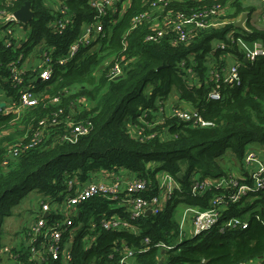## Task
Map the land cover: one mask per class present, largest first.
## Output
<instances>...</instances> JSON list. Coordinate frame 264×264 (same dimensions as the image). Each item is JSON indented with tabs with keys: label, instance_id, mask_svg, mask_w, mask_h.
<instances>
[{
	"label": "trees",
	"instance_id": "16d2710c",
	"mask_svg": "<svg viewBox=\"0 0 264 264\" xmlns=\"http://www.w3.org/2000/svg\"><path fill=\"white\" fill-rule=\"evenodd\" d=\"M148 1L133 0L126 15L112 31L107 30L108 37L93 54L89 53V48H82L68 65L55 66L50 81H36L34 90L40 94L38 106L19 119L14 114H0V246L5 219L12 216L13 209L31 192L60 202L64 199L61 194L66 192L67 182L75 178L87 182L99 173L124 170L139 179L152 181L155 189L158 172H168L175 178L182 173L183 179H178L182 190L172 193L160 215L142 216L132 221L140 229V235L130 231L102 232L97 243L88 248L81 241L85 232H81L71 263L121 264L123 248L127 246L136 252L132 264H158L161 251L154 244L171 243L180 231L176 206L185 204L207 209L214 195L215 191H208L202 197L191 195V176L197 175L201 180L224 176L226 170L220 166L221 158L230 154L242 164L248 147L264 148V56L245 62V55L234 46L226 50L212 49L214 41H226L227 33L235 28L233 24L206 30L188 46H173L168 39L148 43L145 39L151 32L149 25L128 32L132 18L147 9ZM28 2L34 19L23 25L27 30L25 39L16 41L0 35V94H4L0 102H8L10 98L17 101L18 90L11 80L14 62L21 61L18 65L21 67L41 44H45V50L55 58L65 56L81 26L93 17L88 0H69L67 6L76 15L75 25L59 34L50 28L56 12L45 0H0V12L15 13ZM216 4L232 8L230 18L255 11L246 0L172 2L170 9L190 13ZM257 30L246 38L264 40V31ZM226 54L242 64L241 84L222 85V98L213 100L209 94L214 83L209 81L208 75L210 70L226 66L223 59ZM116 62L122 64L124 74L110 80L107 72ZM30 74L28 71L27 77ZM173 95H177V99L173 98L175 102L170 104ZM55 98L60 99L59 104L53 103ZM84 98L90 104L88 109L80 103ZM158 99L167 100V105L159 107ZM183 104L189 108L185 110L196 111L213 126L204 128L170 117V112L163 115L161 111L163 108L166 112L168 105L182 109ZM72 108L78 113L77 120L90 123V133L76 143L62 142L60 139L66 129L64 120L72 114ZM159 112L161 118L157 117ZM55 113H59L56 118L60 124L46 130V139L21 151L4 167L9 149L22 139L24 146L31 144L34 134L43 128L39 123L48 118L50 126ZM155 192L138 196L148 197ZM247 199L230 205L211 232L185 240L179 251L169 253L167 263L264 264V192L253 195L250 207L242 209ZM113 205L102 197L82 203L76 224L83 222L87 226L92 220L99 221L102 215L126 216L123 209ZM238 217L248 218L247 229L220 231L226 221ZM146 238L151 240L152 247L140 253ZM13 253L19 256L17 264H62L49 256L44 263L31 261L25 248Z\"/></svg>",
	"mask_w": 264,
	"mask_h": 264
},
{
	"label": "built area",
	"instance_id": "2783aa9c",
	"mask_svg": "<svg viewBox=\"0 0 264 264\" xmlns=\"http://www.w3.org/2000/svg\"><path fill=\"white\" fill-rule=\"evenodd\" d=\"M51 4H48V2ZM69 0H45L46 4L51 6L56 12V19L50 24V28L54 32L63 34L75 25V14L68 8ZM196 2L203 3L206 1L216 2L218 0H149L147 9L132 18L131 32L140 26L149 25L151 32L147 35L145 41L148 43H160L164 39H168L173 46H188L202 32L206 30L222 29L228 25H234L240 20L238 18H230L231 10L228 5L225 8L221 4L211 6L209 9L200 7L192 10L190 13L175 12L171 8L172 2ZM252 6H257L260 10L248 12V20L244 23V30L234 28L226 35V41H217L213 43L212 49L226 50L238 47L245 55V60L254 61L257 57L264 56V40L259 37L252 40L247 39V34H253L254 30L264 31V0H250ZM89 8L93 11L92 20L81 26L78 36L69 47V51L65 56L55 58L48 50H45L38 65L32 69H27L24 64L18 65L21 61L12 64L11 80L18 90L17 101L12 98L8 102H0V114H14L19 119L23 113L38 106L40 94L34 90V83L37 81L48 82L53 78L54 68L56 65L66 66L72 62L78 55L80 49L84 47L97 48L101 42L108 37V29L112 31V27L117 25L126 15L133 4V0H88ZM95 14V15H94ZM226 16V18H225ZM0 35H6L14 40H21L17 34V29H23V33L27 30L23 24L19 23L15 17V13L0 12ZM257 30V31H258ZM29 32V31H28ZM11 41L9 45H11ZM244 47L246 49H241ZM225 54V53H224ZM226 54V66L221 70H210L208 78L214 83V89L210 92L209 98L220 100L222 98V85H240V67L241 63L234 59L229 62ZM229 58H232L231 56ZM224 59V58H223ZM31 72L27 77V72ZM190 70L189 72H191ZM124 74L122 64L120 62L111 65L107 78L116 80ZM53 103L59 104L60 99L55 98ZM80 103L90 108V104L86 99H80ZM163 115L167 116V112ZM62 110H59V113ZM59 113H55L52 124L49 126V119L42 120L39 125L43 128L36 132L32 138L31 144L24 146L23 139L19 144L14 145L8 151V159L4 162V167H8L11 158H17L21 151H24L34 145L41 143L46 139L45 132L49 127L57 126ZM71 115L64 120L65 132L61 136L62 142L76 143L80 137L90 133V123L77 120L78 113L74 108L71 109ZM170 117H176L185 122H192L194 125L201 127H211L213 124L206 121L196 111H186L183 109L170 110ZM25 141V137H24ZM252 150V151H250ZM240 176L233 173L215 179L207 178L201 180L199 176H191L189 185V193L195 197L203 196L208 191H215L207 209L188 206L182 220L179 221L180 231L177 236L173 237L171 243L160 242L154 244L159 251H166L164 264L167 263L166 258L172 251H179V247L185 240H193L199 235L211 232L216 228L228 207L232 204L240 203L244 198L264 192V148L255 149L248 147L247 154L244 156ZM110 180L96 182L94 180L81 182L80 180L71 179L67 182V190L62 193L63 201L57 202L58 209H65L66 213L59 216V213L51 210V200L41 205V211L38 219L35 221L30 233V242L27 248L30 260L44 263L49 256L52 261L62 264H71L74 258V247L77 237L81 232H85L81 241L86 247L91 248L97 243L102 232L130 231L135 235H140V229L132 224V221H138L142 216L146 217V212L151 211V216L160 215L171 199L172 193L176 190L181 191L178 178H175L168 172L160 171L156 174V188L152 186V181L147 179H139L134 177L128 178L124 175V170L109 173ZM129 174V173H127ZM156 190L155 194L148 197L138 196ZM106 198L114 203V207L123 209L126 216L113 215L111 217L102 215L99 221H90L85 224H76V217L80 216L78 210L79 205L95 198ZM62 205V207H60ZM57 208V207H56ZM54 213V215H52ZM49 215L45 217V215ZM57 216V218H54ZM190 219V225L186 227V218ZM261 220L259 217H256ZM249 227V220L241 218H231L226 221L220 228L223 232L225 229L245 230ZM152 242L146 238L144 247L140 253L149 251ZM10 250V249H9ZM12 251V250H10ZM136 252L127 246L123 248L121 264H132ZM10 258H6L9 263L17 264L19 256L13 252H9ZM162 258V256H160ZM160 258V259H161ZM11 263V264H12ZM0 264L2 256L0 255Z\"/></svg>",
	"mask_w": 264,
	"mask_h": 264
},
{
	"label": "rangeland",
	"instance_id": "374dc122",
	"mask_svg": "<svg viewBox=\"0 0 264 264\" xmlns=\"http://www.w3.org/2000/svg\"><path fill=\"white\" fill-rule=\"evenodd\" d=\"M48 2V1H47ZM48 4H51V3H49L48 2ZM253 9H256V10H260V8H258L257 6H254L253 7ZM24 35L26 36L27 35V33L25 32L24 33ZM22 39H25V37L23 38V37H21V40ZM23 41H25V40H23ZM215 42H217V41H214L213 43H215ZM45 44H41V45H39V46H37L36 48H35V50L33 51V53H35L36 55L39 53V56H38V61H36L34 58H35V56L36 55H31L30 56V58H31V60L29 61V62H27V60H26V62L24 63V67L25 68H27V69H32V70H34V68L37 66V62L39 63V61H40V59H41V55H42V53L45 51ZM84 48H89L88 50H89V53L90 54H93V52L96 50V49H99V47H97V48H90V47H84ZM236 48H238V47H236ZM241 49H246V48H244V47H241ZM82 49H80V51H81ZM80 51H79V53H80ZM78 53V54H79ZM225 60V59H224ZM232 60V58H229L228 59V61L230 62ZM108 64V63H107ZM177 99V95H173L172 97H171V99ZM0 99H2L1 98V95H0ZM170 99V100H171ZM173 99V103L175 102V100ZM170 100H169V102H170ZM167 100L166 101H161V100H157L156 101V104L159 106V107H161V106H163V105H167ZM183 106V110H185V109H187L188 108V106L186 105V104H183L182 105ZM164 107V106H163ZM165 107H168V109H170V108H172L171 107V105H168V106H165ZM189 109V108H188ZM187 111V110H186ZM45 140V139H44ZM255 149H261V148H259V147H254ZM250 151H252V150H250ZM219 163H220V166L224 169V170H226V174H230L231 173V170H235V175H238V176H240V170H241V163L234 157V156H230V154L229 155H226L224 158H221L220 160H219ZM239 164V165H238ZM238 166H240V167H238ZM98 174L96 175V176H94L91 180H94V181H96V182H99V180H97V178H98ZM77 180H79L78 178H76ZM91 180H88V181H91ZM87 181V182H88ZM81 182H83L82 180H81ZM250 197H252V196H250ZM45 198V196H41L40 197V201H36L37 202V204L39 205L41 202H44L42 199H44ZM49 199H50V197H49ZM35 200V195H30L28 198L26 197L23 201H22V203L20 204V205H18V206H16L14 209H13V212H12V216L11 217H9V218H7L6 219V221H5V224H4V227H3V233H2V235H3V239L2 240H5V239H8L10 236H15V235H17L18 236V238L19 237H22L23 235H24V233H25V231H24V229H25V226L27 225V223L33 218V216L31 217V212H32V206H33V201ZM51 200V199H50ZM249 200H250V202L252 201L251 200V198H248L247 199V201H245V203L241 206V208L242 209H245V208H247L249 205H250V202H249ZM47 202V201H46ZM57 203V201L56 200H51V205H55L54 207H52L51 208V210L53 211V212H57V213H59V216L60 217H62V215L64 214V213H66V206H65V209H58V208H56V205L58 204H56ZM60 205V204H59ZM259 205V204H258ZM40 206H41V204H40ZM60 207H62V205L60 206ZM188 207V205H185V204H178L177 206H176V211H175V213H176V217H177V220L179 219V221L180 220H182V218H181V216L182 215H184V213H185V211L187 212V210H186V208ZM250 207V206H249ZM255 209H253V211H254ZM247 216V215H246ZM190 219L187 217L186 218V222H185V225H186V227L187 226H189L190 225ZM77 224H79V225H81V224H84L83 222H78ZM6 243V242H5ZM14 248V247H13ZM9 252H13V250L12 251H10L9 250V246L7 247L6 245H1L0 246V255L2 256V262L4 263V264H11L12 262H14V261H11V263H9V261L6 259L7 257L8 258H10L9 257V255H7ZM10 259H12V258H10ZM13 260V259H12ZM12 264H14V263H12Z\"/></svg>",
	"mask_w": 264,
	"mask_h": 264
},
{
	"label": "crops",
	"instance_id": "0c3cea01",
	"mask_svg": "<svg viewBox=\"0 0 264 264\" xmlns=\"http://www.w3.org/2000/svg\"><path fill=\"white\" fill-rule=\"evenodd\" d=\"M248 3L250 2V0H246ZM225 10H226V7H225ZM231 10H232V8H231ZM233 12V11H232ZM225 18H226V16H225ZM17 34H18V36L19 37H25V35H24V33H23V29L22 28H18L17 29ZM35 50V49H34ZM33 50V51H34ZM33 51L31 52V54H29V57L27 58V62H29L30 60H31V58H30V56L31 55H36L35 53H33ZM38 56H39V53L35 56V60L36 61H38L39 59H38ZM224 59L226 60V55H224ZM235 58L234 57H232V60L231 61H233ZM230 61V62H231ZM37 65H38V62H37ZM1 95V98H3L4 97V94L3 93H1L0 94ZM173 103V99H171L170 100V104H172ZM170 110H171V108L170 109H168V107H167V110H166V112L167 113H169L170 112ZM26 113V112H25ZM24 114V113H23ZM26 115V114H25ZM157 117L158 118H161L162 117V114L159 112V113H157ZM241 166H242V164H241ZM238 167H240V166H238ZM231 173H233V174H236L235 173V171H233V172H231ZM99 176H98V178H97V180H99V181H109L110 180V175L111 174H109V173H106V172H104V173H99L98 174ZM124 175L125 176H127L128 178H130V179H133L135 176L133 175V174H127V172L126 171H124ZM30 195H35V200L33 201V206H32V212H31V217L33 216V218L27 223V225L25 226V229H24V231H25V233H24V235L22 236V237H19L18 238V236L17 235H15L14 237L13 236H10L8 239H5V240H2V245L4 246V245H6L7 247L9 246V249L10 250H14V251H22V249L23 248H25V249H27L28 248V245H29V242H30V233H31V230H32V227L34 226V224H35V221L38 219V217H39V214H40V211H41V206H40V204L42 205V203H45L46 201L48 202V201H50V199H49V197L48 196H45V198L44 199H42L44 202H41L39 205L37 204V200L38 201H40L39 199H40V197L41 196H44V195H41L39 192H36V191H34V192H31L28 196H27V198L30 196ZM53 200V199H52ZM51 202V201H50ZM57 204V203H56ZM58 205L59 204H57L56 205V207L58 208ZM55 205H52V207H54ZM52 215H54V213H52ZM49 215L47 214V215H45V217H48ZM11 217V216H10ZM7 218H9V217H7ZM6 218V219H7ZM54 218H57V216H54ZM6 219H5V221H6ZM4 224H5V222H4ZM4 224H3V227H4ZM2 239H3V235H2ZM6 242V243H5ZM14 247V248H13ZM4 264V263H3ZM251 264H255V263H251Z\"/></svg>",
	"mask_w": 264,
	"mask_h": 264
},
{
	"label": "water",
	"instance_id": "95a60500",
	"mask_svg": "<svg viewBox=\"0 0 264 264\" xmlns=\"http://www.w3.org/2000/svg\"><path fill=\"white\" fill-rule=\"evenodd\" d=\"M15 17L18 20L19 23L23 24V25H28L29 23L32 22V20L34 19V13L31 10V3H26L21 9H19L17 12H15ZM248 13L244 12L241 15V18L239 21L236 22L235 27L240 29V30H244V23L248 20ZM245 62H248L247 59L245 60ZM41 82V81H39ZM177 178L179 180L183 179V174L179 173L177 174ZM151 215V211H147L146 212V216H150ZM166 254V251H161V256L162 258L160 259L158 264H164V255Z\"/></svg>",
	"mask_w": 264,
	"mask_h": 264
},
{
	"label": "bare ground",
	"instance_id": "6f19581e",
	"mask_svg": "<svg viewBox=\"0 0 264 264\" xmlns=\"http://www.w3.org/2000/svg\"><path fill=\"white\" fill-rule=\"evenodd\" d=\"M222 176V175H221Z\"/></svg>",
	"mask_w": 264,
	"mask_h": 264
}]
</instances>
